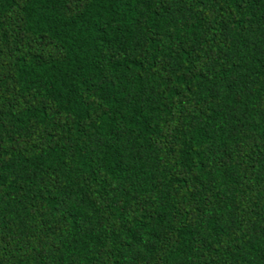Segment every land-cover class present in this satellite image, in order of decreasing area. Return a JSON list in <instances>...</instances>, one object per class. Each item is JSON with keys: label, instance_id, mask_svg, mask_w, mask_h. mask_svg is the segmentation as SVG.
I'll return each instance as SVG.
<instances>
[{"label": "trees", "instance_id": "trees-1", "mask_svg": "<svg viewBox=\"0 0 264 264\" xmlns=\"http://www.w3.org/2000/svg\"><path fill=\"white\" fill-rule=\"evenodd\" d=\"M0 264H264V0H0Z\"/></svg>", "mask_w": 264, "mask_h": 264}]
</instances>
